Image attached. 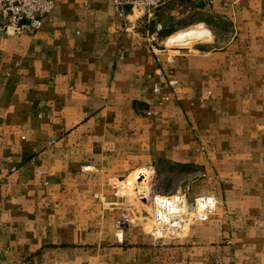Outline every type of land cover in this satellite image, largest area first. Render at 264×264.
Segmentation results:
<instances>
[{
    "label": "crops",
    "instance_id": "0c3cea01",
    "mask_svg": "<svg viewBox=\"0 0 264 264\" xmlns=\"http://www.w3.org/2000/svg\"><path fill=\"white\" fill-rule=\"evenodd\" d=\"M114 19L113 0H57L16 34L0 12V264H264V0ZM144 172L153 195H213L215 216L150 236L127 189Z\"/></svg>",
    "mask_w": 264,
    "mask_h": 264
},
{
    "label": "built area",
    "instance_id": "2783aa9c",
    "mask_svg": "<svg viewBox=\"0 0 264 264\" xmlns=\"http://www.w3.org/2000/svg\"><path fill=\"white\" fill-rule=\"evenodd\" d=\"M167 1L113 0L115 13L114 23L120 25L124 31L133 30L134 25L139 22L145 24V27L150 26L156 22V15L165 6ZM56 2L57 0H0V12L2 19L6 22V30L16 34H33L38 32L43 28L44 19L53 11ZM162 31L163 26L160 23H155L154 36H159ZM139 35L141 34L136 32V36ZM160 75L163 76L164 73L161 72ZM155 92L160 93V87L157 86ZM213 202L211 198H205L201 199L198 205L207 214L209 212L208 210L212 208ZM155 208L156 212L154 216L157 221L163 224L169 219L167 213L171 215L170 212L175 211L174 207L165 202L161 205H155ZM206 214H203L201 218H206ZM117 225L120 231L124 230L129 225V218L117 221Z\"/></svg>",
    "mask_w": 264,
    "mask_h": 264
},
{
    "label": "rangeland",
    "instance_id": "374dc122",
    "mask_svg": "<svg viewBox=\"0 0 264 264\" xmlns=\"http://www.w3.org/2000/svg\"><path fill=\"white\" fill-rule=\"evenodd\" d=\"M181 33V38L184 39V41L187 38H193L192 40L198 41L200 39L205 38L208 36V32L204 31H197V30H191V31H186V32H180ZM133 181V180H132ZM132 181L128 182V192L131 195L132 198V204L134 207V212H136L137 219H139L136 222V216L132 218L127 216H122L119 219L116 220L115 222V234L118 236H115V238L120 240L121 242L124 240V232L130 228L132 224L136 223H141L143 226L146 225V231L152 233L149 235L159 238L161 240L167 239V240H175V239H180L183 238V235L186 231H190L191 228L197 227L202 224H206L208 221L212 219L213 216H215V213L217 212V204L214 199L213 195H205V196H195L194 198H190L185 191L182 192V190H177L176 192H173L171 194H166V196L160 197L157 196L158 198H172L171 200L173 201V205L175 206V211L170 212V214L167 213L169 216V219L167 220L164 224L160 221H157L154 213L156 212L155 205H160V199H155L153 202H151L150 207H148L140 197L137 196L133 192L132 188ZM162 184L164 186L168 187L171 185L170 179H166L162 181ZM181 191V192H180ZM150 194L151 191H149ZM135 195V196H134ZM153 195V194H152ZM137 196V197H136ZM205 198H211L214 202L212 205V208H210L208 213L203 212V208L198 205V202H200L201 199ZM176 202V203H174ZM144 204V205H143ZM176 212V213H175ZM144 215V218L141 216ZM203 214H206V218H201ZM125 218H129V225L126 226L124 230L119 229L117 225V221L123 220ZM132 219V220H131ZM134 222V223H133ZM160 230V232H159Z\"/></svg>",
    "mask_w": 264,
    "mask_h": 264
},
{
    "label": "bare ground",
    "instance_id": "6f19581e",
    "mask_svg": "<svg viewBox=\"0 0 264 264\" xmlns=\"http://www.w3.org/2000/svg\"><path fill=\"white\" fill-rule=\"evenodd\" d=\"M148 170V169H147ZM154 172H144L143 174L139 175L137 178H135L133 180V192L135 194H137L138 197L141 198V200L148 206L150 207L151 202H153L155 199H160L158 197H156V195H152L149 193V187L148 184L150 182V180L153 178ZM152 181V180H151ZM153 182V181H152ZM152 184V183H151ZM135 196V195H134ZM136 196V197H137ZM160 205L165 202V203H169L172 207L175 208V206L173 205V201L171 199L168 198H161L160 199ZM169 212V211H168ZM176 213V212H175ZM170 220V219H169ZM171 221V220H170Z\"/></svg>",
    "mask_w": 264,
    "mask_h": 264
}]
</instances>
